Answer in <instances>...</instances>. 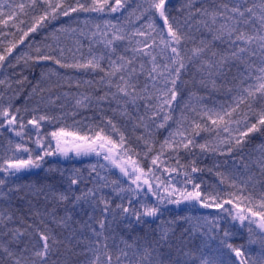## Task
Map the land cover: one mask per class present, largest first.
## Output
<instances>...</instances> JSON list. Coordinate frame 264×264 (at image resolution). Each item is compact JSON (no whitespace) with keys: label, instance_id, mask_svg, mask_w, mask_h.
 Wrapping results in <instances>:
<instances>
[{"label":"snow or ice","instance_id":"6c2138e0","mask_svg":"<svg viewBox=\"0 0 264 264\" xmlns=\"http://www.w3.org/2000/svg\"><path fill=\"white\" fill-rule=\"evenodd\" d=\"M131 3L132 0H12L5 6V0H0V31L7 27L19 29L23 33L21 42L29 32L42 26V22L61 15L71 18L72 13L127 12L123 23L105 19L103 28L96 24L90 35L83 28L62 26L56 32L70 36L72 47H62L60 36L53 33L55 46L45 45L48 50L44 52L37 48L36 57H28L36 62L52 61L64 69L102 73L98 81L83 82L102 85V94L86 93L75 97V108H89L95 104L102 113L111 111L112 115H102L98 123L89 127L90 134L81 135L74 127L60 126L47 136L41 134L42 122H54L58 118L33 115L27 124L35 130V154L33 148L11 139L7 148L11 155L0 151V172L8 176L41 168L46 157H68L69 153H74L76 156L94 154L106 162L98 161L100 169H118L126 180H112L101 175L97 165L90 166L88 177H84L79 169L74 170L66 177L67 188L52 194L58 202L70 203L73 209L77 205H87L91 209L84 213L87 219L82 223L73 221L67 209L64 216L57 217L52 213V221L67 231L61 238L43 219L40 220L43 228L28 224L27 229L31 231H27L20 227L9 228L8 222L13 216L0 213V238L8 237L7 244L0 243V252L11 264H264V148L256 161L262 179L255 180L252 174L245 180L235 174L217 173L220 183L227 182L232 189L226 196L202 193L201 185L192 175L201 169L193 162L189 171V166L179 159L181 150L191 154L195 148L234 157L243 152L254 134L264 136V0H183L181 11L186 9V13L182 21L171 15V0H143L129 10ZM37 11L42 14L34 15ZM157 14L162 23L156 22ZM23 17L32 20L27 31L20 27L26 22ZM145 18V24L135 26V21ZM83 23L87 26L91 20L85 18ZM80 38L88 41L86 55ZM14 47L15 44L11 45L7 52L11 53ZM5 59L6 56L0 54V67ZM233 69L236 75L229 81L227 77ZM190 71L193 72V83L198 76L199 84L205 89L226 88L229 93H235L233 103L221 105L217 111L204 106L203 97H196L197 104H191L193 93L180 116L174 117L183 99L182 89L188 83L182 77ZM4 83L0 80V85ZM75 83L76 87L81 86V81ZM59 99V96L49 97L48 103L55 104ZM101 105H107V109ZM241 106L247 111H241ZM185 110L194 112L200 118L199 122L195 117L189 122ZM237 112H240V118L236 117ZM117 118L124 121L123 125ZM170 121L176 127L168 132L157 151L155 130L171 129ZM5 125L8 131L24 139L23 116L19 108L13 110L11 103L7 106L0 103V128ZM140 129L143 133L136 135ZM201 132L214 135V140L197 143L196 137ZM141 143L143 152L137 150ZM146 159H150V167L143 164ZM243 159L241 156V163ZM169 160L175 166L170 167ZM243 167L249 166L243 163ZM47 171H59L63 176V170L57 168ZM181 172L183 188L177 187L179 180L172 182L175 177L171 175L179 176ZM164 173L169 175L165 177ZM88 183L92 186L87 187ZM82 184L84 188L80 187ZM189 184L191 191L186 187ZM4 186L5 180L0 179V188ZM109 187L120 197L121 203L113 206L114 202L104 193ZM149 194L156 198V203L148 202ZM125 199L127 206L123 203ZM182 201H196L203 208L222 210L233 222L246 227L250 235L255 225L260 230L257 235L261 237L259 257L253 259L245 253L243 246L230 242V232L220 223L225 218L221 212L211 220L207 216L184 218L189 227L184 229L178 241L174 239L176 221H162L153 229V238L143 244L121 240V247L116 243L114 225L123 224L126 228L133 222L150 225L162 215L160 205H179ZM136 203L140 204L139 208L134 206ZM73 223L79 224V228L73 227ZM220 231L223 236L216 248L206 243L203 247L187 248L185 236L190 242L196 233L207 235ZM25 236L27 242H24ZM173 249L177 253L175 257L172 256ZM0 264L5 261L0 259Z\"/></svg>","mask_w":264,"mask_h":264},{"label":"trees","instance_id":"16d2710c","mask_svg":"<svg viewBox=\"0 0 264 264\" xmlns=\"http://www.w3.org/2000/svg\"><path fill=\"white\" fill-rule=\"evenodd\" d=\"M12 2V0H5V6L7 3ZM19 2V0H17ZM27 2V0H25ZM71 2V0H69ZM136 3H143V0H132L131 8L136 6ZM199 6V4H197ZM171 9V15L177 17L179 20H183L186 13V9L181 11L183 7V0H171L169 5ZM7 10V7H5ZM34 15H40L41 12L37 11L33 13ZM127 16V12H116V13H72L71 18L65 16H58L55 20H46L42 22V26H38L35 32H29L26 37L23 38L21 42V36L23 33L17 28H3L0 31V54L6 56L5 61L2 62L3 66L0 67V80H4L5 83L0 85V103L7 106L9 103L12 104L13 110L15 108L20 109V114L23 116L24 123L26 125L24 139L21 140L17 137L14 132L7 130V125L4 128H0V151L6 153L10 156L11 152L7 151L8 140L11 139L14 143H24L26 146L34 149V154L36 150V145L34 143L36 139L35 130L32 125H28V119H31L33 115L46 114L49 116H55L58 119L54 122L44 121L42 122L41 134L47 136L48 133L55 130L60 126H70L78 129L81 135L90 134L89 127L95 125L99 122L102 115L111 116V111H106L102 113L100 108L95 104L89 108H75V97L81 94H102L103 86L99 84L88 85L84 84V81H98L103 75L99 72L83 71V70H73L60 68L58 65L54 64L52 61H39L36 62L34 59H28V57H36V49L40 48L42 52L48 49L45 45L52 44L55 46L57 43L53 40V33L60 36L59 43L62 47H72L73 39L67 34H62L56 32L57 29L67 26L73 28H83L86 33L90 35L92 31H95V25L99 24L103 28L104 20L110 19L113 23L124 22V17ZM85 18H89L91 23L87 26L83 23ZM26 21L20 27L27 31L28 27L31 25V17H23ZM135 20V18H132ZM156 22L159 21L156 18ZM146 23V18L139 21H135V26L139 27L141 24ZM199 35V34H197ZM205 35H207L205 33ZM84 47L82 51L87 54L88 41L85 38H80ZM137 39H140L137 37ZM126 43V42H125ZM15 44L12 48L11 53L7 52V49ZM123 51V47H121ZM130 54V53H129ZM19 58V59H18ZM106 67V63H105ZM194 71V70H193ZM236 75L235 69L227 77L229 81H232L233 77ZM183 80L188 83L183 87V99L181 105L176 109L174 117H179L181 109L184 107L185 103L189 102L191 94V104L196 105V97H203V105L208 108H214L217 111L220 110L221 105H229L233 103V98L235 93H229L226 88L213 90L211 87L208 89L203 88L199 84V77H196V82L193 83V72L190 71L186 73ZM81 81V86L76 87V81ZM10 85V87H9ZM229 86H232L231 84ZM33 89H36L34 92ZM43 90V91H41ZM100 90V91H98ZM67 93L68 95H65ZM57 96L60 97L55 104H49L48 99L51 97L55 99ZM43 97V102L41 101ZM63 105V107H61ZM115 107V105H112ZM100 107L107 109V105H101ZM37 109V111H33ZM131 110V109H130ZM143 111V109H141ZM241 111H247L241 106ZM73 113H75L73 115ZM185 114L189 117V122L193 117L199 122V117H196L194 112L185 110ZM236 117L240 118V112L236 113ZM207 118L205 117V120ZM117 122L123 125L124 121L117 118ZM169 124L172 126L171 129H159L155 130V147L159 150L160 143L163 142L165 137H167L168 132L176 127L171 121ZM209 126H211L210 121H208ZM235 127V125H233ZM129 132L131 131V125H128ZM143 133V129L136 132V135ZM29 136L31 139H29ZM48 140L51 139L50 136L47 137ZM206 140H214V135L208 132H201L200 136L196 137L197 143H205ZM264 148V136L260 134H254V138L247 144L242 153L235 154L234 157H228L227 155H221L219 153L207 151L201 152L199 148L193 149L192 153L189 154L184 150H181L179 159L182 164L190 167L194 166L201 169L196 173H193V177L196 183L201 185L200 191L202 193H221L226 196L227 192L232 191L229 183H220V176L217 175L218 172L224 173L226 176H231L233 174L237 175L242 179H247L249 174H252L255 180L262 179L260 175V169L256 166V161L259 159L260 151ZM138 151L143 152V144L137 148ZM26 156V154H23ZM243 156V163L248 164V168L243 167V163L240 162V157ZM166 158V157H164ZM227 161V162H225ZM146 167H150V159L143 161ZM79 164L73 162H67L56 158L55 156L46 157L45 162L41 168L31 169L29 171H21L15 176H8L5 173L0 172V179L5 180L4 187L0 188V213L11 214L13 220L8 222L9 228L20 227L22 230L31 231L27 229L28 224H32L34 227L43 228L44 225L40 224V220L43 219L47 227L53 230L55 233L61 236L67 235V231L60 228L52 221V213H55L57 217L66 215V209L69 210L73 216V221L79 220L81 223L87 219L85 216V211H91L87 205H77L75 209L72 208L70 203L58 202L54 196L53 192H62L67 188L66 177L71 175L74 170L79 169L80 172L86 176L78 166ZM169 166H175L172 160H169ZM49 168H57L63 170V176H61L59 171L49 172ZM89 174V173H88ZM176 177H183V174L177 176L176 173H172ZM184 178V177H183ZM239 179L237 183H239ZM91 183L87 184V187H91ZM127 187L126 185H124ZM185 186V185H184ZM84 188L85 185L80 186ZM189 191L192 190V185L186 186ZM259 185L257 184V189ZM11 189V191H9ZM43 189V191H39ZM104 193L110 198V194L107 189H104ZM47 195V199L45 196ZM124 195V194H123ZM150 199L152 197H149ZM113 206L115 204L121 203L120 197L112 198ZM125 206H127V199L123 201ZM191 205L194 206L193 210L187 211L188 207H183L182 202L177 204H163L161 206L162 215L155 223L150 225H138L133 222V225L126 228L123 224L119 227L113 226L115 228V239L116 243L123 247L121 240H126L128 243L139 242L141 244L145 243L146 240H151L153 238V229L163 221L165 223L169 221H176V236L175 240H179L181 233L184 229L189 227V223L186 222L184 218L186 217H202L207 216L211 220L218 212L222 213V210L216 208H203L200 203L196 201H190ZM135 207L139 208L138 203L134 204ZM183 208H182V207ZM226 207H230L227 206ZM39 212L41 215L37 216L35 213ZM99 216V212L96 213ZM220 220L222 228L226 222H228L229 217ZM151 219V218H148ZM230 223H234L236 228L239 227L238 222H233L231 218ZM192 223H195L193 220ZM201 223H203L201 221ZM75 228H79V224L73 223ZM231 226V225H230ZM229 231V228H227ZM7 231V229H5ZM230 232V231H229ZM85 235H88L87 230H85ZM223 236V232L208 233L207 235H201L196 233L192 240L189 242L187 236H185V241L187 248H194L196 246L203 247L206 243L211 248H216L220 245V238ZM229 240L236 246H243V250L248 246L247 237L244 233H240L239 230L234 234L230 233ZM209 237H212L211 239ZM24 242H27L28 237L25 236ZM8 237L0 238V243L7 244ZM21 247L23 244L20 245ZM15 248V245L12 246ZM187 248L185 250H187ZM167 251V250H166ZM176 250H172V256H176ZM253 259L258 257L253 256ZM0 259L5 261V264H11V261L7 256L0 252Z\"/></svg>","mask_w":264,"mask_h":264},{"label":"rangeland","instance_id":"374dc122","mask_svg":"<svg viewBox=\"0 0 264 264\" xmlns=\"http://www.w3.org/2000/svg\"><path fill=\"white\" fill-rule=\"evenodd\" d=\"M52 143H53V145L55 144L54 141H52ZM55 157L59 158L60 160L62 159L63 161H67V162H71V163L75 162V163L79 164L78 165L79 168L81 170H83L84 173H86V176H89V174H90V166L91 165H97V169H98V171H100L101 175L109 176V179H112V180H114V179H120L122 181L126 180V178L121 176L118 169L112 168L110 171L105 170V169H100L99 163H106V162H104L100 158L96 157L94 154L76 156L74 153H69L68 157H64V156H60V155H57ZM98 161H99V163H98ZM157 174L159 175L160 173H157ZM91 175L94 176L95 174L92 173ZM163 175L166 177L169 174L164 173ZM172 176L175 177V179L172 181L173 183H176V180L180 181V183L177 184V187H181V188L185 187L183 184L184 178L182 176H180V177H176L174 175H172ZM124 185L127 186L126 183ZM106 189L110 194L109 199L119 197L116 193L112 192L111 187L106 188ZM149 197H152L151 194H149ZM148 202L154 204V203H156V198L155 197H152L151 199L149 198ZM138 205L140 207L139 203H138ZM162 205H160V207ZM182 206L188 207L189 209H186L187 211L194 209V206L191 205L190 201H182ZM229 219H230V217H229ZM229 219H228V222L225 223L224 228L225 229L229 228V231L231 234H234V230L236 232L239 230L240 233H244L245 236L247 237V241H248V246L244 249L245 253L251 255V257H253V256L259 257L261 250H262V247H261V237L257 234L259 233L260 230L258 228H256L255 225H253V232L250 235L248 232V229L246 227H242L239 224V227L236 228V225L234 223H230ZM230 237H232V236H230Z\"/></svg>","mask_w":264,"mask_h":264},{"label":"water","instance_id":"95a60500","mask_svg":"<svg viewBox=\"0 0 264 264\" xmlns=\"http://www.w3.org/2000/svg\"><path fill=\"white\" fill-rule=\"evenodd\" d=\"M156 18H157V20L159 21V23H162V21L159 19L158 14L156 15Z\"/></svg>","mask_w":264,"mask_h":264}]
</instances>
